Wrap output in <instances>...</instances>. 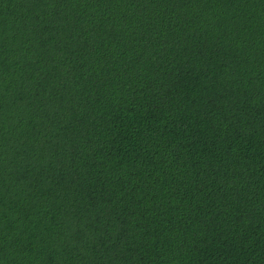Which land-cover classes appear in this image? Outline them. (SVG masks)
<instances>
[{"label":"trees","instance_id":"trees-1","mask_svg":"<svg viewBox=\"0 0 264 264\" xmlns=\"http://www.w3.org/2000/svg\"><path fill=\"white\" fill-rule=\"evenodd\" d=\"M0 264H264V0H0Z\"/></svg>","mask_w":264,"mask_h":264}]
</instances>
